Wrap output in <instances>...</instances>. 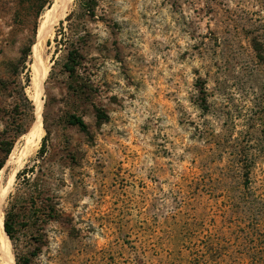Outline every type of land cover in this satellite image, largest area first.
Masks as SVG:
<instances>
[{
  "label": "rangeland",
  "instance_id": "obj_1",
  "mask_svg": "<svg viewBox=\"0 0 264 264\" xmlns=\"http://www.w3.org/2000/svg\"><path fill=\"white\" fill-rule=\"evenodd\" d=\"M55 1L0 0L2 215L24 169L59 215L0 233V264H264V0H68L34 54ZM18 85L43 101L27 155Z\"/></svg>",
  "mask_w": 264,
  "mask_h": 264
},
{
  "label": "trees",
  "instance_id": "obj_2",
  "mask_svg": "<svg viewBox=\"0 0 264 264\" xmlns=\"http://www.w3.org/2000/svg\"><path fill=\"white\" fill-rule=\"evenodd\" d=\"M97 5V0H78V6L80 10L85 12L86 14L93 15L95 11V7ZM73 13H69L66 16V20H70ZM79 47L72 46L66 49V56L65 61L63 63V70L67 73L68 78L74 79L76 77V71L79 68L81 61H80V54H79ZM31 51V43L28 44L26 49L23 51V57L25 58L24 62L26 61L28 55ZM24 67V66H23ZM29 75L27 76V79ZM17 96L15 102L16 110L27 117V122L30 123L33 118L35 120L34 115V104L32 101L25 95L24 86L18 85L17 88ZM200 108L202 110L207 109V95L205 89V82H200ZM98 118H101V115L97 113ZM26 119H22L21 125L24 126V121ZM34 122V121H33ZM66 122L70 125L77 126L81 130L86 129V125L83 119L79 116H75L70 114ZM26 131L23 127L17 132L18 135L23 134ZM45 150V136L41 140V148L40 153H44ZM10 152V148L7 149V153ZM242 155L240 154L239 157ZM247 157L246 155H243ZM4 161L0 163V169L2 168ZM243 176L245 178L248 177V166L243 163ZM28 171H31L30 169ZM30 176L27 174V170L25 169L21 172L16 174L17 179L20 177V185L15 189L14 193L9 194V201L8 206L4 210V218H3V230L6 233L8 239L13 244L17 238V234L20 231V228L23 225H27L28 222L36 223L38 221H50L56 219V207L55 204H52L48 200L43 198L42 193L39 191L37 192H27L25 191V184L29 185L30 183ZM18 181V182H19ZM25 222V223H24ZM39 239H37L38 241ZM16 262L15 264H27V259L24 258L23 262L19 261V257L16 255Z\"/></svg>",
  "mask_w": 264,
  "mask_h": 264
},
{
  "label": "bare ground",
  "instance_id": "obj_3",
  "mask_svg": "<svg viewBox=\"0 0 264 264\" xmlns=\"http://www.w3.org/2000/svg\"><path fill=\"white\" fill-rule=\"evenodd\" d=\"M67 3H68V0H56L54 2V4L50 8H48L44 12V14L42 15V18L40 20V23H39L38 29H37V39H36V42L34 43V45L32 46V50H33L34 54L37 53V50H38L39 46L44 41L45 37L48 35V33L51 30V28L53 27L54 23L58 19H60V17L63 15V13L65 11V7L67 6ZM46 72H47L46 66H44V65L43 66H39V67L35 66V74L33 76V83H34L35 87H37L38 89H42L41 84H42V81H43V79H44V77L46 75ZM42 102L43 101H37V103H36V105L34 107L35 121L33 123V126L31 128V130L28 132V136H29V139H30L29 140L30 141V146H28L26 148L25 152L22 153L24 155H27L30 152L31 146L34 143H36L41 137V133L43 131L42 130V126H41ZM15 174H16V171H14L11 175L15 176ZM3 223L4 222H3V215H2V210H1V196H0V233L3 235L4 240L6 239V241H4V242L7 243V241H9V240H8V237H7L6 233L4 232L5 230H3ZM2 248H3V252H6V254H7V252L8 253L10 252V251H8L9 248L7 246H5V245L3 246L2 245ZM8 264H14V262L12 260H10V263H8Z\"/></svg>",
  "mask_w": 264,
  "mask_h": 264
}]
</instances>
